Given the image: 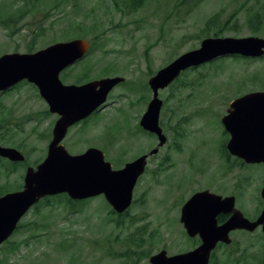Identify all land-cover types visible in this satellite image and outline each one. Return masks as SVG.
<instances>
[{
  "label": "rangeland",
  "instance_id": "374dc122",
  "mask_svg": "<svg viewBox=\"0 0 264 264\" xmlns=\"http://www.w3.org/2000/svg\"><path fill=\"white\" fill-rule=\"evenodd\" d=\"M70 1L75 4L66 16L53 17L56 11L52 10L54 19L44 20V10L37 8L14 31L0 24V55L25 52L40 22L46 28L35 41L36 50L73 38L93 42L78 67L64 71L66 83L84 73L90 80L120 76L123 82L109 94L114 104L86 123L70 127L62 143L72 154L95 146L113 168L156 146L157 138L138 123L151 98L148 78L176 56L199 46L206 37L208 17L218 14L220 36L264 38V0H203L189 12L177 5L178 0H146L131 13L116 10L111 0ZM20 4L21 0H0V11L11 12ZM257 12L262 26H250L248 17ZM262 89L264 56H228L185 70L159 90L163 101L159 123L167 142L149 156L133 189L128 215L111 212L102 195L74 205L76 210L63 196L54 197L52 204L32 207L21 218L23 227L11 237L18 248L14 252L1 249L0 264H150V256L160 249L170 255L186 251L197 243L179 221L180 208L198 190L235 195L236 207L253 218L263 206L259 192L264 168L230 165L223 155L228 135L220 119L233 98ZM46 110L31 83H18L0 94V145L15 147L26 157L24 164L15 167L0 162V187L21 184L26 168L44 158L55 121V115ZM131 235L142 237L143 251L129 241ZM230 235V244L215 249L214 264H264L260 229Z\"/></svg>",
  "mask_w": 264,
  "mask_h": 264
},
{
  "label": "water",
  "instance_id": "95a60500",
  "mask_svg": "<svg viewBox=\"0 0 264 264\" xmlns=\"http://www.w3.org/2000/svg\"><path fill=\"white\" fill-rule=\"evenodd\" d=\"M90 44L74 38L49 44L33 52H7L0 55V92L26 80L33 84L58 118L52 127V138L45 158L35 167L28 166L21 189L0 195V250L18 222L42 197L66 193L72 200L103 195L113 211L123 213L132 202L133 188L144 172L148 154H143L123 167L114 169L99 148L88 147L71 154L62 144L70 126L85 119L105 103L109 91L123 81L122 77H103L83 84H65L59 73L79 60ZM264 54V38L205 37L197 48L181 53L158 69L148 79L152 91L139 124L157 136V145L149 154L158 152L167 140L159 124L162 100L159 89L168 86L181 71L225 55L260 57ZM230 138L226 148L230 154L247 163L264 162V91H253L234 98L221 117ZM0 157L21 162L24 155L16 148L0 145ZM264 200V186L260 190ZM227 214L222 223L218 216ZM180 222L189 237L198 236L200 243L185 252L167 255L166 250L150 256V264H208L210 253L218 242L229 244L230 232L237 229L264 231V209L249 219L235 208L234 196H221L209 190L194 192L181 206Z\"/></svg>",
  "mask_w": 264,
  "mask_h": 264
},
{
  "label": "trees",
  "instance_id": "16d2710c",
  "mask_svg": "<svg viewBox=\"0 0 264 264\" xmlns=\"http://www.w3.org/2000/svg\"><path fill=\"white\" fill-rule=\"evenodd\" d=\"M111 1L113 2V6L116 10L120 12H124V13L135 12L138 9H140L143 6V4L146 2V0H111ZM201 1L203 0H178L177 5L179 7H184L186 11L189 12L192 9H194ZM72 4H75V1H70V0H21V4L13 11L6 12V13H3L4 11H0V24L5 29L10 31L11 28H13V30L11 31H14L18 27V22H20L26 16H28L32 12L33 9H37V8L43 9L46 15L44 17V20L46 19L53 20L54 19L53 17H55L56 15L66 16L68 14V10L72 8ZM52 10L56 11L55 12L56 14L50 18L51 13H53ZM248 23L250 26H253L255 24L259 25L258 27L262 26V15L259 12L253 13L250 18L248 17ZM45 28L46 27H44V25H41V22H40L36 30H33V33L30 34L31 35L30 39L25 44L26 52H33L34 50H36L35 41L38 40V38L42 34H44ZM210 29H215V30L213 33H211L209 31ZM221 29H222V25L220 24L218 14H214L206 19L205 26H204V30L206 32L205 36H211V35L220 36V34L223 32L221 31ZM93 47H94V44L93 42H91V48L93 49ZM91 48L89 50L90 52L92 50ZM86 79H87L86 73H84L81 77L72 80V82L78 84V83L85 81ZM46 114H49L47 110H46ZM2 161H7L13 167H15L16 165L24 164L26 162V159L24 160V162H11L5 158L0 157V162L2 163ZM37 163H35V165ZM21 187H22V183L19 185L12 186V187L2 186L0 187V195L4 194L7 191L20 189ZM60 196L61 197L63 196L65 198L66 200L65 202L69 207H71V210H76L78 206H75V207L73 206L80 205L84 201V200H71L65 193H62V194H57L54 196L43 197L32 207L37 208L41 204L50 205L52 204V199L54 197H60ZM128 211L129 210L127 209L122 214H117V215L119 217L128 215ZM111 212H113V210H111ZM224 219H225L224 216L218 217L219 221H223ZM20 227H23V225L22 223L19 222L17 224V227L14 233L2 244L1 249H5L11 252L16 251V249L18 248V244L15 243L11 239V237L20 230ZM29 230H33V227L29 228ZM128 239L129 241L133 242L134 246H136L137 248H140V251H143L144 248H143V245L141 244L142 237L138 235L134 237V235H131L130 237H128ZM132 251H135V250H132ZM211 264H214L213 260Z\"/></svg>",
  "mask_w": 264,
  "mask_h": 264
},
{
  "label": "flooded vegetation",
  "instance_id": "af4514ba",
  "mask_svg": "<svg viewBox=\"0 0 264 264\" xmlns=\"http://www.w3.org/2000/svg\"><path fill=\"white\" fill-rule=\"evenodd\" d=\"M73 67H78V62L76 61L75 63H73L72 65H70V66H68L67 68H65L64 70H62L61 72H60V80L63 82V83H66V77L64 76L65 75V70H67V69H70V68H73ZM61 73H62V75H61ZM64 74V75H63ZM74 80V79H73ZM92 80H94V79H92ZM87 81H90V79L89 78H87L85 81H83V82H81V83H78V84H82V83H84V82H87ZM72 82V81H71ZM70 82V83H71ZM123 82V81H122ZM147 83H148V81H147ZM114 87H116V86H114ZM114 87L111 89V91L109 92V94L113 91V89H114ZM109 94L107 95V101L105 102V104H102L101 106H99L97 109H95L89 116H87L85 119H82V120H80V121H78V122H76L75 124H73V126L74 125H78V124H84V123H86L91 117H92V115L93 114H95V113H98V112H102V111H105V109H107V107H109V106H111V104L113 103V102H111L110 101V99H108V97H109ZM46 103V102H45ZM114 104V103H113ZM112 104V105H113ZM47 105V104H46ZM146 107H147V105H146ZM47 108H48V106H47ZM145 110H146V108H145ZM145 112V111H144ZM143 112V113H144ZM142 113V114H143ZM49 114H50V112H49ZM51 114H53V113H51ZM53 115H55V120L58 118V115L56 114V113H54ZM142 116V115H141ZM141 118V117H140ZM139 121H140V119H139ZM55 122V121H54ZM139 123V122H138ZM73 126H71V127H73ZM139 126H140V124H139ZM141 128V127H140ZM70 129V128H69ZM144 132H146V133H148L149 134V132H147V131H144ZM68 133V132H67ZM150 135V134H149ZM67 136V135H66ZM80 153V152H79ZM142 154H145V153H142ZM142 154H140V155H142ZM25 155V154H24ZM140 155H138V156H140ZM223 155L226 157V158H229V160L231 161L230 162V165H234V164H236L237 165V163H239V165L240 166H242V167H249V166H254V167H256V166H259V168H264V162H260V163H246V162H244V161H242V160H240V159H238L237 157H235V156H232L231 154H229L228 152H224L223 151ZM105 156V155H104ZM137 156V157H138ZM136 158V157H135ZM134 158V159H135ZM149 158V156L147 157V162H146V165H145V167L147 166V163H148V159ZM106 159V158H105ZM133 160V159H132ZM262 186H264V181H263V184L261 185V187ZM261 187H260V189H261ZM233 195V194H232ZM234 196V200H235V207H236V205H237V197L235 196V195H233ZM263 201V206H262V208H264V200H262ZM237 208V207H236ZM238 209V208H237ZM226 219V218H225ZM224 219V220H225ZM260 228V226L259 227H257V229H259ZM256 230V229H255ZM232 233V232H231ZM219 246H220V244H219ZM215 252V251H214ZM214 252H213V256L211 257V261L213 260L214 261V263H216L215 262V255H214ZM211 261H210V263L209 264H211Z\"/></svg>",
  "mask_w": 264,
  "mask_h": 264
}]
</instances>
